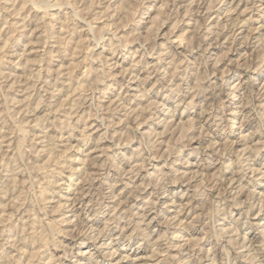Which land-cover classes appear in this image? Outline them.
<instances>
[{
    "label": "clouds",
    "instance_id": "obj_1",
    "mask_svg": "<svg viewBox=\"0 0 264 264\" xmlns=\"http://www.w3.org/2000/svg\"><path fill=\"white\" fill-rule=\"evenodd\" d=\"M0 264H264V0H0Z\"/></svg>",
    "mask_w": 264,
    "mask_h": 264
}]
</instances>
